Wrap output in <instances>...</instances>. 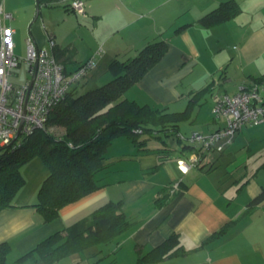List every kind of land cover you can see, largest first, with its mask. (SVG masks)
<instances>
[{
	"label": "crops",
	"instance_id": "crops-1",
	"mask_svg": "<svg viewBox=\"0 0 264 264\" xmlns=\"http://www.w3.org/2000/svg\"><path fill=\"white\" fill-rule=\"evenodd\" d=\"M226 1L236 2L241 13L212 28L197 24ZM1 5L11 15L6 25L14 34L13 23L21 32L31 21L27 35L23 38L20 33L16 38L18 57L25 53L28 37L40 49H47L52 39L53 55L70 74L99 53L95 67L86 75L96 86L111 79L107 71L111 61H125L148 43L164 40V57L124 94L140 105L179 113L203 91L198 106L205 101L212 110L213 94L233 95L239 87L264 76V0H84V13L73 28L75 42L64 40L50 17L53 12L64 16L66 4L53 0L51 6L39 8L33 21L36 0H1ZM180 27L184 28L176 32ZM83 82L73 86L76 91ZM197 107L198 115L202 108ZM208 121L205 130L191 133L207 134L224 126L212 111ZM262 135L264 122L245 124L221 153L205 155L186 174L180 173L176 161L190 155V149L182 154L181 146H169L170 155L160 160L157 152L138 149L126 137H119L107 148L104 168L96 176L103 187L64 206L50 222H44L33 207L49 174L35 158L23 167L25 185L12 207L0 211V243H9L8 256L15 262L51 235L89 218L103 204L121 201L130 222L122 235L111 244L71 254L56 264H154L137 259L173 233L180 236L187 252L160 264H264V203L246 213L247 203L264 188V176L258 168L254 172L246 166L241 169L261 154L254 147ZM145 148L163 149L148 144ZM174 184L180 187L167 203L155 206L156 199L169 194ZM226 225L222 235L200 247Z\"/></svg>",
	"mask_w": 264,
	"mask_h": 264
},
{
	"label": "trees",
	"instance_id": "trees-1",
	"mask_svg": "<svg viewBox=\"0 0 264 264\" xmlns=\"http://www.w3.org/2000/svg\"><path fill=\"white\" fill-rule=\"evenodd\" d=\"M36 1L38 10L42 6H51L53 2ZM67 11L71 10L67 7ZM240 13L241 8L236 2H222L199 18L197 24L205 29L212 28L235 18ZM183 28H178L176 32ZM166 50L167 43L159 39L145 45L134 57L125 61H111L107 67L111 75L110 80L83 94H76V87H73L75 83L52 109L46 125L56 128V133L38 130L31 136L22 137L18 144L19 138L10 146H1L0 211L12 207L16 195L25 185L23 167L35 158L43 162L49 174L37 192L33 207L43 217L44 222H50L58 216L64 206L80 201L103 187L96 176L104 168L106 150L113 140L126 137L138 149L157 152L160 160L168 157L171 151L167 147L146 149L147 134L154 138H157L160 132L166 136L174 135L178 143L185 142L180 148L182 154L185 150L190 149L192 152L196 149L194 145L180 139V136L188 138L198 132L185 136L179 132V126L190 119L203 91L196 93L179 113L166 112L165 109L146 104L140 105L124 98V94L164 57ZM87 62L81 64L75 71L85 67ZM64 73L69 75L65 71ZM253 83L264 84V76L254 79ZM210 89L209 85L206 90L209 92ZM175 191L170 187V193L160 195L155 201V206L166 204ZM262 203L264 188L247 203L246 213ZM121 207V201L103 204L95 209L89 218L51 235L15 262L56 264L71 254L83 253L92 247L113 243L130 226ZM227 228V225L221 228L200 247L222 235ZM10 249L8 242L0 243V264H8ZM186 252L180 236L173 233L160 245L141 255L137 262L160 264Z\"/></svg>",
	"mask_w": 264,
	"mask_h": 264
},
{
	"label": "built area",
	"instance_id": "built-area-1",
	"mask_svg": "<svg viewBox=\"0 0 264 264\" xmlns=\"http://www.w3.org/2000/svg\"><path fill=\"white\" fill-rule=\"evenodd\" d=\"M58 1L74 13H84V0ZM9 20L11 15L0 4V147L11 145L19 128L18 138L31 136L38 130L56 133V128L46 125L49 113L71 86L79 83L88 70L95 67L99 55L92 57L85 67L66 75L52 53L53 40L48 39L47 49H40L28 37L24 58L18 57L14 53V31L6 25ZM23 63L27 65V80L22 86H14L10 77ZM213 98V117L222 118L224 126L207 134L193 133L188 138L180 136L196 148L190 155L177 159V169L182 174L198 167L205 155L221 153L245 124L264 122V84L241 86L233 95L213 94ZM177 188V184L172 185V191Z\"/></svg>",
	"mask_w": 264,
	"mask_h": 264
},
{
	"label": "rangeland",
	"instance_id": "rangeland-1",
	"mask_svg": "<svg viewBox=\"0 0 264 264\" xmlns=\"http://www.w3.org/2000/svg\"><path fill=\"white\" fill-rule=\"evenodd\" d=\"M4 1V0H2ZM35 1V0H34ZM3 3V2H2ZM35 5V4H34ZM66 14L64 16H61L58 12H53L51 13V21L55 22V24L57 25V29L60 33L61 36H63V39L66 41L69 40H73L75 42L76 37H75V33L73 28L78 25L77 23L80 21V17L79 14L71 12V11H66ZM35 16V9H34V15L33 18ZM65 17V20H64ZM40 20V19H39ZM33 21V19H32ZM31 21L29 22V24L25 27H21V32H18V30L16 29V26L14 25V23L12 24V27L16 30L15 34L13 35V44H15L16 42V38L18 37V35L23 34V38L25 35H27V27L30 25ZM48 24V23H46ZM50 24V23H49ZM8 28H11L8 24H7ZM48 29V28H47ZM24 30V32H23ZM49 30V29H48ZM22 45H23V41H22ZM24 47L22 46V49ZM22 56L21 58H24L25 53L21 52ZM27 65L26 64H21L17 69L14 70V74L11 76L10 78V82L14 85V86H22L26 80H27ZM84 81L83 85L78 88V90L76 91V94H83L85 92H87L88 90L91 89H95L101 85H103L104 83H106L107 81H104L103 83H101L100 85H93L92 81H91V76L88 77L86 79L83 78L81 80V82ZM201 109L200 113L197 115V111H195L194 113H192L190 119L186 122H183L180 124L179 127V131L181 134L187 136L189 135L193 130H198L200 131L202 129L205 130V126H207V124L209 123V118L211 117V111L208 106L207 103H205V101L201 102L200 106H198ZM197 107V108H198ZM197 116V117H196ZM146 139H148V147L150 148H154V147H159V148H166L169 146H177V148L181 145H184L185 142H181L178 143L177 139L174 135H170L168 134L167 136L165 135V133L160 132L157 134V138L154 137H150L148 134L145 137ZM22 140V137H19L17 144ZM258 141V140H257ZM256 150H258V152H261L260 155H257L255 157H252L254 160L251 162L246 163L244 166H242V170L246 167H248V169H252V172H254L257 168L260 170V175L261 177L264 176V135H262V140L260 141L259 145H257ZM253 148V149H254ZM251 158V159H252ZM7 262L8 264H19L14 262V259L12 258V256H8L7 257Z\"/></svg>",
	"mask_w": 264,
	"mask_h": 264
},
{
	"label": "water",
	"instance_id": "water-1",
	"mask_svg": "<svg viewBox=\"0 0 264 264\" xmlns=\"http://www.w3.org/2000/svg\"><path fill=\"white\" fill-rule=\"evenodd\" d=\"M37 17H38V3H37V1H36V10H35V16H34L33 20H35ZM19 131H20V128H19L18 133L16 134V136H15V138H14V141H16V139L18 138ZM14 141H13V142H14ZM9 146H10V145H9Z\"/></svg>",
	"mask_w": 264,
	"mask_h": 264
}]
</instances>
